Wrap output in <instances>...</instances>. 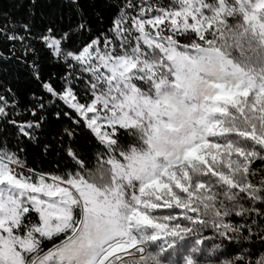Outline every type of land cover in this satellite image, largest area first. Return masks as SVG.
Listing matches in <instances>:
<instances>
[{"label":"snow or ice","instance_id":"1","mask_svg":"<svg viewBox=\"0 0 264 264\" xmlns=\"http://www.w3.org/2000/svg\"><path fill=\"white\" fill-rule=\"evenodd\" d=\"M65 2L67 28L0 25L63 69L28 65L30 105L0 85V264H264V0H108L99 34Z\"/></svg>","mask_w":264,"mask_h":264},{"label":"trees","instance_id":"2","mask_svg":"<svg viewBox=\"0 0 264 264\" xmlns=\"http://www.w3.org/2000/svg\"><path fill=\"white\" fill-rule=\"evenodd\" d=\"M118 2V0H117ZM84 15L91 20V27L95 34H99V30L107 29L111 26V20L116 12L114 7H109L108 0H80ZM34 12L35 16L30 17V13ZM99 12L103 17V23L96 19V13ZM31 19L33 24L32 35H38L50 23L55 22L58 27L67 28L69 22L74 24L77 16L76 12L70 4L65 0H36L33 5L30 0H0V25H7L9 22L19 25ZM19 34L23 30L17 28ZM83 39L87 40L89 37L85 35ZM80 38L74 39V43L78 44ZM14 44V55L10 49ZM31 44L35 49V53H24L23 48ZM0 51L9 59H0V85L4 88H12L17 94L22 105H30V97L32 93L44 95L43 89L38 82L30 76V69L28 65L37 60L42 69V77L47 78L52 74L62 75L63 69L54 62L51 54L45 49L42 42L36 39H26L23 46L20 42H9L0 37ZM2 90V89H0ZM46 100L51 97L45 96ZM58 107H63L57 102L56 106L49 105L46 113L50 120H52L53 113ZM67 110V109H65ZM27 118V117H26ZM62 123H69L67 120L55 121L52 120L51 125L46 131V135H53L58 131ZM90 138L82 137L81 145L87 149ZM42 144L27 145V158L32 166H40L46 170H51L53 164L59 159L53 155L45 156L42 153Z\"/></svg>","mask_w":264,"mask_h":264}]
</instances>
